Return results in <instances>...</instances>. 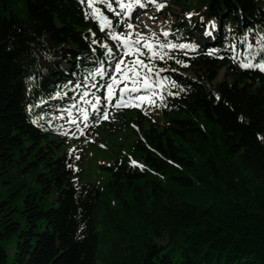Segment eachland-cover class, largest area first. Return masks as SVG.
<instances>
[{"label":"trees","instance_id":"16d2710c","mask_svg":"<svg viewBox=\"0 0 264 264\" xmlns=\"http://www.w3.org/2000/svg\"><path fill=\"white\" fill-rule=\"evenodd\" d=\"M157 3L166 5L159 14L172 6L191 14L171 26L172 44H198L195 34L216 28L194 52L166 48L150 63L166 85L153 115L109 107L105 88L75 87L110 82L123 52L80 0H0V180L11 198L0 205V264H264V72L240 67L264 64L251 41L264 34V0ZM101 68L104 76L85 79ZM84 91L101 98V112L136 115L134 152L145 169L124 159L103 165V191L76 179L80 148L105 121L79 100ZM73 103L88 110L84 135L63 134Z\"/></svg>","mask_w":264,"mask_h":264},{"label":"snow or ice","instance_id":"6c2138e0","mask_svg":"<svg viewBox=\"0 0 264 264\" xmlns=\"http://www.w3.org/2000/svg\"><path fill=\"white\" fill-rule=\"evenodd\" d=\"M148 2L155 4L157 11H162L166 6L164 3H157V0H148ZM80 3L85 5L86 9L88 10L86 11V16L95 19L99 25L100 31L105 32V34L109 36L112 41L117 42L118 49L122 48L123 52L119 58L115 59V75H110V82H105L103 84L92 83L91 85L77 84L75 87L77 89L81 87L105 88L107 94L104 96L103 101L107 102V104H112V101L115 99V104L112 106L116 108H140L146 104L149 106H161L164 100L162 90L166 87V85L163 80L152 79V74L158 76L159 72L154 73V69L150 66V63L155 58L164 60L167 56V53L163 52V49L165 48L175 49L179 47L180 49H189L191 51H195L196 48L188 44L176 45L167 41L161 43L155 32H151L150 35H146L143 32L137 31L136 27L132 23L126 22L127 20L131 19L134 7H144L142 0H80ZM106 12L112 13V15L117 18L115 26L113 25V21L106 15ZM188 17L190 19L191 14H188ZM201 20H203L202 17ZM120 25H124L127 30L126 34L115 31V28L119 27ZM145 27H147V25H145ZM215 28L216 25L214 23L211 24L210 29L206 28L205 32L203 33L204 37L214 38L213 30H215ZM160 35L167 38L170 35V32L162 30ZM240 42L247 44L250 54L254 48V45L248 42V36L245 35L243 40ZM92 43H97V41L93 40ZM256 43L260 44L262 46L261 50L264 51V34H258ZM101 46L106 49L107 57H114L115 54L113 53L112 48H109L106 44ZM144 50H147V53H150V55L147 56L149 63H145V60L141 59V57L146 55ZM213 54L214 53H209V55ZM129 56H132L133 59L126 60V58ZM262 59H264V57H262ZM176 63L181 64L183 67H188L187 64H184L180 60H177ZM240 67L244 69L255 67L258 70L264 72V64L259 62L255 64L250 62L240 63ZM160 71H164V69H161ZM105 74V70L101 68L98 71L89 73L85 79L94 81L97 76H104ZM121 84H123V87H120ZM172 87L175 88L177 85L173 82ZM180 90L183 91V89ZM90 94L91 93L89 91L82 92L80 94L79 100L88 104L93 112L99 113L103 120H108L109 112L107 110L102 112L100 111L103 103L101 98L96 97L94 101L88 100L87 97ZM167 94L171 96L178 95L179 93L168 92ZM59 96L60 94L57 93L56 98H59ZM215 99L219 101L221 97L217 95ZM158 101L160 102L159 105ZM104 106L106 107V105ZM73 109H77L81 113L80 119L85 122V127L88 126L86 123L89 119L88 110L79 108L78 103H73L70 108L66 109L67 116L69 117L68 122L70 124L76 125L80 135H84L83 130L79 128L77 120L72 118ZM60 118L63 119V116ZM240 119L242 120L243 118L241 117ZM33 123H38V121H33ZM63 134L69 135L67 131H65ZM71 135L75 136L76 132H72ZM77 159H79V157H77ZM132 164L133 166H139L143 168V165H137V162L134 160L132 161Z\"/></svg>","mask_w":264,"mask_h":264},{"label":"rangeland","instance_id":"374dc122","mask_svg":"<svg viewBox=\"0 0 264 264\" xmlns=\"http://www.w3.org/2000/svg\"><path fill=\"white\" fill-rule=\"evenodd\" d=\"M192 1L193 5L199 3V7H203L204 0H190ZM143 8V9H142ZM145 7H134L131 15V19L128 20L132 23L136 30L139 32H143L146 35H150L151 32H155L160 40L161 43L165 41L169 42L172 40L171 34V26L181 20H188V14L183 9V7L179 6H172V11L170 13H163L159 14L150 13L149 10L144 9ZM135 17V21H133ZM151 17V18H150ZM213 24L212 22L209 24V28ZM147 25V27H145ZM162 30H166L170 32V35L165 38L160 35ZM127 30L124 27L123 33L126 34ZM195 38L198 44H189L192 47L198 48L199 44L206 43L207 38L201 36L199 34H195ZM251 41L255 44L257 40L251 38ZM179 48V47H177ZM175 48V49H177ZM166 49V48H165ZM180 49V48H179ZM169 50V49H167ZM185 50V49H181ZM189 50V49H186ZM147 51V50H146ZM150 55V53H148ZM192 76L191 73H188ZM224 79V71H221L218 82L223 81ZM123 87V84L120 85ZM118 91V90H117ZM145 94V93H140ZM113 104V103H112ZM88 105V104H87ZM145 108L150 111L153 115H157V111L153 106L144 105ZM129 108V107H123ZM137 108V107H136ZM120 109V108H119ZM81 114H74L72 112V118L77 120L79 124V128L84 130L87 127H90L91 123L88 119L87 127H85V122L80 119ZM122 116V120L120 117L115 113L113 109H110L109 112V119L102 122V124L95 130L94 135L91 138V141L86 143L84 147H81L82 150L80 153V163L78 168L82 170V174L77 176V181L81 183H91L94 184L99 190L103 191L105 184L108 180V171L106 169H102L103 165L112 164L115 159H124L130 165L132 161H136L137 165H143V161L140 160L134 152L135 145L137 143V135L133 129L134 123L130 121L132 118H135V113L130 114L128 112L125 116ZM69 120V117H67ZM123 121V123H122ZM130 123L129 126L128 124ZM65 126V131H71L80 133L77 129L76 125L70 124L68 121ZM70 149H79L75 143L68 145ZM140 170H144L143 168L137 166ZM8 185L5 184V181L0 180V205L2 201L10 200L11 198L8 195ZM5 212L0 213L3 214ZM15 219L20 221L22 225L25 223V219L22 214L15 212L14 213ZM101 214H96V221L101 218ZM98 223V222H97ZM99 227V224H98ZM15 246L12 242H8V250H11L9 253V260L12 261V253L14 252ZM13 251V252H12Z\"/></svg>","mask_w":264,"mask_h":264},{"label":"water","instance_id":"95a60500","mask_svg":"<svg viewBox=\"0 0 264 264\" xmlns=\"http://www.w3.org/2000/svg\"><path fill=\"white\" fill-rule=\"evenodd\" d=\"M177 50H178V51H188V52H194V51H191V50H186V49H185V50H181V49H179V48H178Z\"/></svg>","mask_w":264,"mask_h":264}]
</instances>
